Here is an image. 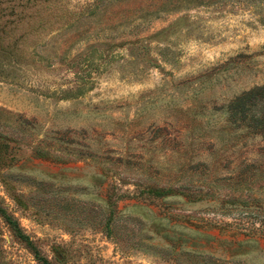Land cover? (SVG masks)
I'll return each mask as SVG.
<instances>
[{
  "label": "rangeland",
  "instance_id": "1",
  "mask_svg": "<svg viewBox=\"0 0 264 264\" xmlns=\"http://www.w3.org/2000/svg\"><path fill=\"white\" fill-rule=\"evenodd\" d=\"M253 116L264 0H0V264H264Z\"/></svg>",
  "mask_w": 264,
  "mask_h": 264
},
{
  "label": "trees",
  "instance_id": "2",
  "mask_svg": "<svg viewBox=\"0 0 264 264\" xmlns=\"http://www.w3.org/2000/svg\"><path fill=\"white\" fill-rule=\"evenodd\" d=\"M254 91H251L250 93H248L247 95H249V94H252ZM252 119L251 120H254L255 121V123L254 124H256V126L258 125V126H263L264 127V117H262V118H259V117H251Z\"/></svg>",
  "mask_w": 264,
  "mask_h": 264
}]
</instances>
